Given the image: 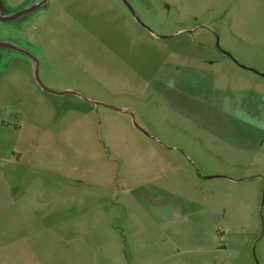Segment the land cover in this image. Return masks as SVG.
<instances>
[{
    "label": "rangeland",
    "instance_id": "1",
    "mask_svg": "<svg viewBox=\"0 0 264 264\" xmlns=\"http://www.w3.org/2000/svg\"><path fill=\"white\" fill-rule=\"evenodd\" d=\"M0 264H264V0L0 20Z\"/></svg>",
    "mask_w": 264,
    "mask_h": 264
},
{
    "label": "water",
    "instance_id": "2",
    "mask_svg": "<svg viewBox=\"0 0 264 264\" xmlns=\"http://www.w3.org/2000/svg\"><path fill=\"white\" fill-rule=\"evenodd\" d=\"M30 10H31V9H28V10L22 11V12L16 14V15H13V16L0 17V19H1V20H11V19H14L15 17H17V16H19V15H21V14H24V13H26V12H29ZM38 81L40 82V84L42 85V87H43L44 89H46V90H48V91H50V92L57 93V94H63L64 92H68V91H64V92H56V91H53V90H51V89L45 87V86L41 83V81L39 80V77H38Z\"/></svg>",
    "mask_w": 264,
    "mask_h": 264
},
{
    "label": "flooded vegetation",
    "instance_id": "3",
    "mask_svg": "<svg viewBox=\"0 0 264 264\" xmlns=\"http://www.w3.org/2000/svg\"><path fill=\"white\" fill-rule=\"evenodd\" d=\"M44 2H45V0H39V1H36V3L34 4V5H32L31 7H29V8H25L23 11H25V10H28V9H31L30 11H33L34 9H37V8H40V7H42L43 5H44ZM29 11V12H30ZM27 13V12H26ZM6 16V14H5V12H3L2 10H0V17H5ZM1 20V19H0ZM12 20V19H11Z\"/></svg>",
    "mask_w": 264,
    "mask_h": 264
},
{
    "label": "crops",
    "instance_id": "4",
    "mask_svg": "<svg viewBox=\"0 0 264 264\" xmlns=\"http://www.w3.org/2000/svg\"><path fill=\"white\" fill-rule=\"evenodd\" d=\"M248 70H251V69H248Z\"/></svg>",
    "mask_w": 264,
    "mask_h": 264
}]
</instances>
